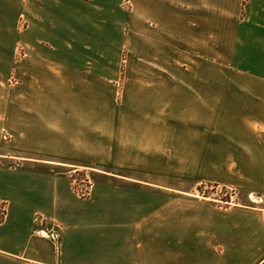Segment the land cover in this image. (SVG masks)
Here are the masks:
<instances>
[{"label": "crops", "instance_id": "obj_1", "mask_svg": "<svg viewBox=\"0 0 264 264\" xmlns=\"http://www.w3.org/2000/svg\"><path fill=\"white\" fill-rule=\"evenodd\" d=\"M15 6L0 264H264V208L206 192L264 195V0Z\"/></svg>", "mask_w": 264, "mask_h": 264}, {"label": "rangeland", "instance_id": "obj_2", "mask_svg": "<svg viewBox=\"0 0 264 264\" xmlns=\"http://www.w3.org/2000/svg\"><path fill=\"white\" fill-rule=\"evenodd\" d=\"M14 4L16 5V0H6L4 2L3 0H0V8L1 5H4L5 9H14L16 7ZM0 15V83L3 82L4 84L8 85L11 97H16V95H13V90H15L16 94V85L13 86V84L16 83V78L12 76V73L14 70V64L17 59L19 57H24L25 54L23 50H21L14 58L13 54L15 47L17 46L16 38L18 36V32L23 31L26 26L23 23H21L19 27H16V25H5L3 23L9 22V19L11 17L10 12L8 16H5V14H3V11L0 10ZM7 49L9 50V58L8 56H6ZM5 165L15 166L16 164L15 162L10 161L6 162ZM87 172V169H83L82 171H78L71 175L72 181H75L74 189L76 193L77 189L80 191L82 189H88L89 192L91 191L92 182L91 178L88 177ZM206 192L209 193L212 197L224 201H230V203L232 202L234 204H247L249 206L264 208V195L261 194L254 195L242 190H231L211 187H208L206 189Z\"/></svg>", "mask_w": 264, "mask_h": 264}, {"label": "built area", "instance_id": "obj_3", "mask_svg": "<svg viewBox=\"0 0 264 264\" xmlns=\"http://www.w3.org/2000/svg\"><path fill=\"white\" fill-rule=\"evenodd\" d=\"M84 182V181H83ZM77 194L79 196L82 197H88L90 192L88 189L85 190H78L77 189ZM2 206V207H1ZM0 212H5V206L4 205H0ZM41 220H38V222H40ZM35 234L37 235V237L42 238L44 240H47L49 242H51L54 247H55V251L56 253H60V248H61V232L58 228L56 227H46L45 225H43L41 228L37 229Z\"/></svg>", "mask_w": 264, "mask_h": 264}]
</instances>
